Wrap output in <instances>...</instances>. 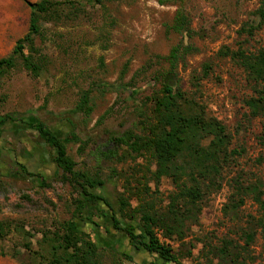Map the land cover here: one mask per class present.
Returning <instances> with one entry per match:
<instances>
[{
	"label": "rangeland",
	"instance_id": "rangeland-1",
	"mask_svg": "<svg viewBox=\"0 0 264 264\" xmlns=\"http://www.w3.org/2000/svg\"><path fill=\"white\" fill-rule=\"evenodd\" d=\"M25 1L0 0V59L11 55L15 42L28 29L30 10ZM263 0H181L160 4L157 0H102L100 5L74 20L48 22L35 47L44 57V73L34 77L21 62L0 81V114H23L27 121L39 119L61 138L75 134L78 143L67 144V155L75 170L105 182L99 194L113 206L125 192V178L131 189L140 188L149 176L142 159H105L113 148L112 136H119L149 112L152 95L159 92L158 73L168 65L161 58L181 42L170 30L177 9L191 20L196 35L187 41L197 52L188 55L177 68L178 85L186 96L201 105L206 114L221 122L231 135L229 151H236L230 169L223 172L220 188L208 193L201 203L198 222L190 226L183 241H161L179 253L181 264H218L207 245L223 240H240L239 228L263 214L250 199L240 206L237 218L225 215L231 202L232 181L237 176L264 181V118L253 117L246 102L259 97L244 69L220 53L225 48L245 55L264 50V21L257 15ZM204 65H209L207 76ZM88 93L91 111L79 108L82 94ZM241 150H243L241 154ZM54 150L37 133L13 126L0 133V220H11L39 238V232L68 221L78 197L74 187L62 183V171L53 163ZM150 171L154 167H150ZM32 174V175H31ZM133 177V178H132ZM135 179V180H134ZM139 181L140 185L137 184ZM44 184V185H43ZM155 192L156 208L163 210L173 185L161 178ZM156 189V191H155ZM27 197L30 199L28 200ZM133 206L135 200H131ZM104 206L98 204L97 209ZM97 209H93L97 212ZM79 222L78 226L99 246L130 253L136 264H151L153 257L132 251L124 237L113 231L105 218ZM16 236L1 245L6 251L17 246ZM252 264H264L263 239L257 229L251 246ZM0 264H18L0 257ZM107 264H111L109 260Z\"/></svg>",
	"mask_w": 264,
	"mask_h": 264
},
{
	"label": "trees",
	"instance_id": "trees-1",
	"mask_svg": "<svg viewBox=\"0 0 264 264\" xmlns=\"http://www.w3.org/2000/svg\"><path fill=\"white\" fill-rule=\"evenodd\" d=\"M160 4L178 3L181 0H157ZM102 0H41L39 3L25 1L30 10L26 34L15 42L11 55L0 59V81L8 75L18 62L34 77L41 76L45 69L42 55L35 47V38L42 36L43 25L78 19L84 11L100 5ZM260 21H264V0L257 10ZM170 30L181 37L168 56L161 58L168 65L158 77L161 87L150 99L149 112L140 113L141 119L119 136H112L113 148L102 153L105 159L130 157L142 158L147 164L149 176L146 183L136 192L131 189V181L125 178L127 195L118 197L113 206L99 194L105 182L98 177L75 170V163L67 155V144L78 143L75 134L61 138L43 121H27L23 114H0V133L13 126L35 131L39 139L54 150L53 163L62 171L61 181L75 188L78 197L74 199V209L68 221L58 223L51 229L40 231L39 238L26 231L23 226L11 220H0V257H10L18 264H136L130 253H119L116 249L98 245L90 234L83 231L79 222H89L99 226L91 218H105L108 215L109 227L121 234L128 248L143 251L153 257L151 264H181L180 254L161 241L157 231L165 240L183 241L190 226L198 222L201 203L211 191L220 188L223 172L230 169L234 156L239 153L229 151L231 135L225 126L206 114L204 108L186 96L178 85L177 68L185 58L197 52L187 43L196 33L191 29V20L182 8L175 12ZM230 57L239 68H243L254 86L264 89V50L257 54L245 55L241 48L230 51L225 48L220 53ZM209 65H204L203 74L208 75ZM259 97L246 102L253 117L264 118V92L256 90ZM88 93L81 96L79 108L88 114L91 109ZM122 150L121 157L118 151ZM243 150H241L242 154ZM153 166L154 170L150 171ZM32 175V174H31ZM133 178V177H132ZM161 178H167L173 185V192L163 210L156 208L155 192H150L147 182L155 187ZM135 180V179H134ZM139 181H138V183ZM44 185V184H43ZM234 189L231 202L224 208L225 215L237 218L240 206L250 199L262 211L255 222L239 228L240 240H223L221 245H207L206 256H213L218 264H252L251 246L254 244L257 229L264 245V181L244 176L232 181ZM156 191V189H155ZM28 200H30L27 197ZM131 200H135L133 206ZM98 204L104 208L97 209ZM93 209H97L95 213ZM9 236H16L17 246L9 251L1 245ZM209 255V256H208Z\"/></svg>",
	"mask_w": 264,
	"mask_h": 264
},
{
	"label": "crops",
	"instance_id": "crops-1",
	"mask_svg": "<svg viewBox=\"0 0 264 264\" xmlns=\"http://www.w3.org/2000/svg\"><path fill=\"white\" fill-rule=\"evenodd\" d=\"M0 38H3V35H1Z\"/></svg>",
	"mask_w": 264,
	"mask_h": 264
}]
</instances>
